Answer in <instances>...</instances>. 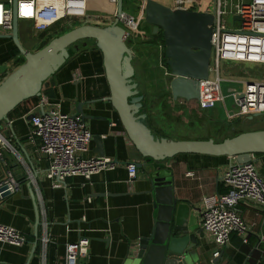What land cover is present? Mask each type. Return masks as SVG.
Masks as SVG:
<instances>
[{"label": "crops", "instance_id": "obj_1", "mask_svg": "<svg viewBox=\"0 0 264 264\" xmlns=\"http://www.w3.org/2000/svg\"><path fill=\"white\" fill-rule=\"evenodd\" d=\"M44 33L36 32L29 22L19 23V38L28 51L36 52L49 42L51 38L47 40L48 37L43 41ZM6 35L0 27V83L24 58L21 52H16L13 39ZM27 40L35 41L31 49L23 44ZM134 54L136 67L147 84L150 82L148 74L154 65L157 68L160 65V71L166 75L167 69L161 59L159 65L158 62L154 64L150 53L141 52L136 46ZM43 94L53 107L72 114L77 113L78 103L84 102L82 115L88 128L93 136H102L105 156L117 160L118 164L113 170L95 174L90 181L81 176L68 177L64 182L49 178L47 164L40 151V140L31 136L32 126L27 120L30 113L40 111L37 106L40 99L20 105L12 112L9 123L0 124V179L11 172L19 183L17 192L0 200V224L21 231L27 243L15 246L0 241V264H66V245L76 242L83 235L90 238V251L80 257L79 264H125L133 243L148 235L153 228V206L150 197L143 193V170L138 169L135 181L128 180L126 163L139 161V157L117 111L106 100L110 88L101 51L98 48L74 51L68 62L49 79V86L44 88ZM172 103L175 112L181 104L187 105L188 109H196L195 112L200 110L198 106L188 107L192 101L178 99L176 104ZM162 104L159 101L154 104L153 111L148 110L149 126L160 137L176 140L213 138L217 142L229 137H217L212 133L211 128L221 116H214L211 109L200 110L206 116L196 113L197 116H188L191 111L179 113L180 116H157V113L161 115ZM235 120L240 123L252 121L249 118ZM97 150L93 138L85 156H99ZM259 158L262 171L264 155ZM232 161L234 158L229 156L181 153L162 164V168L172 174L176 196L199 208L196 214L200 227L203 224L202 199L206 195L226 191L221 177ZM188 172H193L194 176H188ZM238 209L242 219L250 226L248 242L244 243L242 237L234 232L230 244L221 248L220 261L222 264H256L251 257L256 249L261 250L264 262V208L255 203L242 202ZM37 213L40 216L38 229ZM45 222L51 239L46 249L41 242ZM199 238L197 250L200 262L211 264L216 245L205 231Z\"/></svg>", "mask_w": 264, "mask_h": 264}, {"label": "water", "instance_id": "obj_2", "mask_svg": "<svg viewBox=\"0 0 264 264\" xmlns=\"http://www.w3.org/2000/svg\"><path fill=\"white\" fill-rule=\"evenodd\" d=\"M16 4L17 0H14L13 31L6 36L13 39L25 62L0 83V124L9 123L12 112L24 101L34 97L42 99L49 79L68 62L74 51L98 48L110 88L106 100L117 111L128 139L137 151L139 161H135L138 169L143 170V193L150 197L153 206V228L133 243L125 264H202L197 250L199 235L204 231L196 214L199 208L176 196L172 174L162 168V164L181 153L229 156L240 164L248 163L253 154H264V129L244 131L220 142L213 138L176 140L156 135L149 126L145 96L136 80L134 51L127 43L129 33L118 19L107 25L86 23L77 26L53 38L42 49L31 52L23 47L19 38ZM123 8L124 0H117L119 14ZM144 13L145 21L153 25L154 34L160 28L163 31L173 99L199 100L202 81L210 75L215 24L212 5L207 11H196L146 0ZM235 19L241 18L235 16ZM83 106L84 102L78 103V114L83 113ZM40 113L42 111L30 113L27 120ZM261 114L254 113L248 118L253 120ZM93 138L98 146L97 153L105 156L102 136ZM9 195L6 193L4 197ZM32 197L36 199L33 191ZM39 225L37 213L36 229ZM221 258L222 253L211 259V264H217Z\"/></svg>", "mask_w": 264, "mask_h": 264}, {"label": "built area", "instance_id": "obj_3", "mask_svg": "<svg viewBox=\"0 0 264 264\" xmlns=\"http://www.w3.org/2000/svg\"><path fill=\"white\" fill-rule=\"evenodd\" d=\"M115 5L113 19H118L132 43L139 38L143 24L146 0H141V13L133 14L124 10L119 14L117 0H109ZM89 0H17L16 14L19 22H29L36 32H46L57 23L67 18H84L88 15ZM192 0H174L172 8L207 11L194 7ZM215 15L212 38V58L210 75L202 81L200 99L195 101L202 110L223 107L229 120L248 118L254 113L264 114V81L245 82L244 90L231 87L234 107L226 103L222 90L220 66L223 62L235 64H255L264 66V0H212ZM239 16L241 19H235ZM233 17V25L229 18ZM113 20V21H114ZM14 0H0V27L11 34L14 26ZM137 43V42H136ZM217 74L213 77L212 74ZM169 75V70L166 71ZM242 94V97H239ZM38 110L30 122L31 136L40 140L42 159L47 164V176L58 181L68 177L81 176L90 181L104 170H113L118 161L106 156H85L93 139L82 114L67 113L53 107L43 96L39 100ZM38 111V112H40ZM261 158L252 155L248 163L232 161L221 177L226 191L206 195L202 199V227L216 248L213 257L221 256V248L231 242V236L237 232L244 243L248 242L250 226L239 214L238 206L242 202L255 203L264 208V177L260 171ZM128 180L137 178L138 167L135 160L126 163ZM188 176H194L188 172ZM19 190L16 177L9 172L0 179V200L6 193L13 194ZM49 227L43 224L41 242L46 249L50 242ZM0 241L15 246L27 243L26 236L19 230L0 224ZM90 251V238L81 236L76 242L66 245V264H79L80 257ZM217 264H222L218 261Z\"/></svg>", "mask_w": 264, "mask_h": 264}, {"label": "rangeland", "instance_id": "obj_4", "mask_svg": "<svg viewBox=\"0 0 264 264\" xmlns=\"http://www.w3.org/2000/svg\"><path fill=\"white\" fill-rule=\"evenodd\" d=\"M165 5H168L170 7L174 6V0H157ZM194 2V7L197 9L201 10H206L212 0H192ZM141 0H124V10L133 13V14H140L141 13ZM115 11V5L110 3L109 0H89L88 2V15L84 18H67L65 20H62L61 22L57 23L54 25L50 30L46 31L43 34V41L46 39H50L49 42L59 36V34L63 32H67L73 28H76L79 24L82 23H90V24H99V25H107L113 22V15L112 13ZM145 20V19H144ZM229 24L232 26L233 25V17H230L229 19ZM147 23V22H146ZM147 27L148 29L151 28V24H142V26ZM143 28H140L139 31V36L142 41H144L145 38L143 35L145 32ZM49 32L51 35L49 36ZM57 35V36H56ZM45 37H48L45 39ZM145 38V39H144ZM29 41V42H28ZM35 41L27 40L24 41L23 44L26 48L31 49L32 46L35 45ZM92 42V41H89ZM130 43L132 40L129 41ZM137 42V41H136ZM136 42L131 43L133 45H129L132 47L133 51L138 47L139 51H145V53L148 51L150 55L152 56V62L155 64L159 61L160 59L162 60V53H163V45H151V47H147L149 44L147 43H140L137 44ZM155 46V47H153ZM43 48V47H42ZM41 48V49H42ZM133 63H135V54H134V59ZM136 65V63H135ZM163 65V64H162ZM138 66V65H137ZM165 67V66H164ZM167 69V68H166ZM162 68L160 65L158 68L156 65H154L153 68H151V72H149V83L145 82V80L142 78L141 74L138 71V75L136 76V80L139 82V88L144 92L146 96V102L147 104L150 102L151 105H148L149 111H153V107L155 106L154 104H157L159 101H162L163 103L168 100L169 102H174L176 104L177 100L171 99L170 98V87H169V81L170 78L167 75H163V73L160 71ZM164 70V69H163ZM213 77H216L217 74L213 73ZM220 77L222 79V90L224 94L226 95V103L229 108L235 109L234 107V98L232 96V92H230L231 87H234L238 89L239 91L244 90L245 87V82L250 81V80H261L264 81V66L263 65H255V64H235V63H228V62H223L220 66ZM146 79V78H145ZM168 102V109L162 108L161 115L157 113V116H180L178 115L179 113L183 112H188L191 111V114H188V116H206L203 115V113L200 110L196 109H186L185 106L183 108H177L178 112H175L173 107V103ZM197 103L195 101H192L193 108H197ZM187 106V105H186ZM152 108V109H151ZM172 108V109H171ZM208 111V110H206ZM195 113L197 115H195ZM211 113L214 116H221V119L219 122L215 124L213 128H211V131L214 135H217L219 137L220 135L225 137L229 136L231 137L235 129L238 130H244L247 131L249 129L251 130H258V129H264V114H261L258 116L257 119L252 120V121H246V122H241L237 121L235 119L234 121H230L227 118L226 115V110L223 107H220L219 105L215 108L211 109ZM187 115V114H186ZM242 119H246L245 117Z\"/></svg>", "mask_w": 264, "mask_h": 264}, {"label": "trees", "instance_id": "obj_5", "mask_svg": "<svg viewBox=\"0 0 264 264\" xmlns=\"http://www.w3.org/2000/svg\"><path fill=\"white\" fill-rule=\"evenodd\" d=\"M143 22L145 23V25L146 24H148V23H146V21L145 20H143ZM83 24H86V23H82L81 25H83ZM153 26V25H152ZM141 28H143L144 29V31H145V35H143L145 38H147V39H145L144 41H142L141 40V38H140V36H139V38H137V44H139V42L140 43H147V44H150V45H163V47H164V49H163V53H162V62H163V64L165 65V68H167V65H166V58H165V44H164V35H163V32H158V33H156V34H154L153 33V28L151 27L150 29H148L147 27H144V25L142 26L141 25ZM63 33H65V32H63ZM63 33H61V34H63ZM130 39H128L127 40V43H128V45H132L130 42ZM49 42H47V43H45L42 47H44V46H46L47 44H48ZM41 47V48H42ZM131 47V46H130ZM40 48V49H41ZM40 49H38V50H40ZM16 52L17 53H20V50L18 49V48H16ZM25 62V58H23V62L21 63V64H23ZM136 63V62H135ZM135 63H133L134 64V67H135V70H136V76L138 75V72H137V65H135ZM20 64V65H21ZM19 65V66H20ZM18 66V67H19ZM17 67V68H18ZM16 68V69H17ZM141 93H143L144 94V92L141 90ZM170 98L172 99L173 97H172V94H171V91H170ZM144 96H145V94H144ZM38 99L39 98H37V97H34V98H31V99H29V100H36L37 102H38ZM29 100H27V101H29ZM184 101H185V99H184ZM26 101H24L23 103H25ZM22 103V104H23ZM22 104H20V105H22ZM144 104H145V110L147 111V113H148V116H150V113L148 112V106H147V102H146V96H145V100H144ZM19 105V106H20ZM181 105H183L184 106V104H181ZM18 106V107H19ZM183 106H179V108H183ZM162 107L163 108H166V109H168V100H166L163 104H162ZM186 107V106H185ZM172 109V108H171ZM186 109H187V107H186ZM202 110V109H201ZM251 129H249V130H247V131H250ZM241 132H244V130H235L234 132H233V134H232V136H234V135H237V134H239V133H241ZM258 156H262V155H264V154H257ZM261 174L263 175V177H264V169L261 171ZM261 255H262V252H261V250H260V252L258 251V250H256V249H254L253 251H252V254H251V257L253 258V262H257L258 263V260H260V262L258 263V264H264V262H263V260L261 259ZM256 263V264H257Z\"/></svg>", "mask_w": 264, "mask_h": 264}, {"label": "flooded vegetation", "instance_id": "obj_6", "mask_svg": "<svg viewBox=\"0 0 264 264\" xmlns=\"http://www.w3.org/2000/svg\"><path fill=\"white\" fill-rule=\"evenodd\" d=\"M145 24V23H144ZM146 26V25H145ZM151 27L153 28V26L151 25ZM142 32H145V31H142ZM158 32H163L162 29L160 28ZM145 35V33H144Z\"/></svg>", "mask_w": 264, "mask_h": 264}]
</instances>
